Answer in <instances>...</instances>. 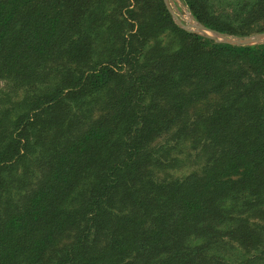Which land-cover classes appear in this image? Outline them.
Instances as JSON below:
<instances>
[{
  "label": "trees",
  "instance_id": "16d2710c",
  "mask_svg": "<svg viewBox=\"0 0 264 264\" xmlns=\"http://www.w3.org/2000/svg\"><path fill=\"white\" fill-rule=\"evenodd\" d=\"M183 1L264 32V0ZM174 125L211 154L169 182ZM0 264H264V44L165 0H0Z\"/></svg>",
  "mask_w": 264,
  "mask_h": 264
},
{
  "label": "rangeland",
  "instance_id": "374dc122",
  "mask_svg": "<svg viewBox=\"0 0 264 264\" xmlns=\"http://www.w3.org/2000/svg\"><path fill=\"white\" fill-rule=\"evenodd\" d=\"M167 7L172 15L173 21L175 24L181 28V25L188 28L192 32H196L201 35H209V33L203 32L195 28L196 23L198 22L192 13L189 11L188 7L184 3L183 0H166ZM226 2H230V0H218L216 1L214 10L217 12H222L220 5L223 8ZM218 4V5H217ZM181 24V25H179ZM199 30V31H198ZM264 35L263 33H256L246 37H238L245 46H254L264 44V39L253 40V37H259ZM234 37V36H233ZM231 39V38H230ZM215 40V39H214ZM221 39L215 40L217 43L220 42ZM222 41V40H221ZM163 42L169 44L172 48V39L169 37H163ZM251 44V45H247ZM234 45V44H233ZM238 46V45H235ZM203 111V104H197L194 106L191 114H199ZM196 130L193 129L192 126H186L183 128L181 126L174 125L172 128L166 130L164 134H162L152 145L153 149L158 150L157 156L160 160V164L155 165L152 170L156 173L159 179L166 180L169 182L183 180L189 176L199 175L203 168L206 165V161L211 154V148H207L206 151L200 150L201 147L198 144V139L202 137L203 132H201V127H195ZM198 130V131H197ZM180 132H185L188 138L178 137ZM36 163V164H35ZM32 165L36 166L37 169L34 175L38 178V171L42 167H40L39 162H35ZM34 182V181H33ZM38 182V181H37ZM37 182L35 184H37Z\"/></svg>",
  "mask_w": 264,
  "mask_h": 264
},
{
  "label": "water",
  "instance_id": "95a60500",
  "mask_svg": "<svg viewBox=\"0 0 264 264\" xmlns=\"http://www.w3.org/2000/svg\"><path fill=\"white\" fill-rule=\"evenodd\" d=\"M165 3H166V5H167V1L165 0ZM179 25H181V24H179ZM181 28L182 29H184V30H187V31H190V32H192L191 30H189L188 28H186V27H184V26H182L181 25ZM195 28H197V29H199V30H202L203 32H206V33H209V35L210 36H208V35H202V36H205V37H208V38H211V39H215V40H217L218 38L219 39H221L220 40V42H222V43H225V44H231V45H238V46H245L243 43L244 42H242L238 37H233V36H226V35H222V34H219V33H216V32H214V31H211V30H209V29H207L206 27H204L203 25H201L199 22H197L196 23V25H195ZM198 30V31H199ZM193 33H196V32H193ZM198 34V33H197ZM201 35V34H200ZM231 38V39H230ZM264 39V35H261V36H259V37H253V38H251L252 40H253V42H254V40H258V39ZM247 45H251V44H247Z\"/></svg>",
  "mask_w": 264,
  "mask_h": 264
}]
</instances>
